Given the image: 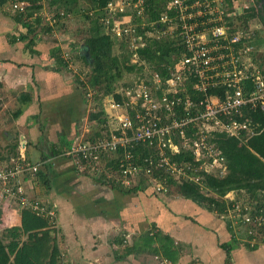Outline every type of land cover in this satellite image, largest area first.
I'll use <instances>...</instances> for the list:
<instances>
[{"label": "trees", "instance_id": "trees-1", "mask_svg": "<svg viewBox=\"0 0 264 264\" xmlns=\"http://www.w3.org/2000/svg\"><path fill=\"white\" fill-rule=\"evenodd\" d=\"M9 1L0 0V5L5 7ZM24 1L30 7L26 15L17 14V16L25 24L29 34L38 35L40 33L51 34L57 32L61 26L67 27V22L77 17L83 18L86 22L83 28L77 30L79 34H86L84 43L81 45L70 40L67 45L69 51H66V48L62 45H56L52 49L51 57L56 61L60 71L61 69L70 70V66H72L70 64L71 61L67 59L68 57L70 58V55L75 57V59L83 61L89 68L86 74L87 80L77 76L76 81L82 93L86 96L91 92L96 102L99 103L104 99L109 103L108 98H112L116 103L124 106L125 102L129 101V98L120 92V88L122 90L132 87L136 88L138 85L128 86L126 84L120 86L118 83L124 79L125 74L131 73H140L142 76L140 80L145 79V76H143L144 73L150 70L154 71V74H149L143 82L145 91L150 92L153 97L166 95L170 100L176 101L177 104L174 108V113L178 119L181 116H185V109L188 103H193L194 105L191 110H188L189 114H197V106L207 97V93L200 92L195 88L198 80L195 76L194 69H191V72H189L188 68L184 67L181 63L189 55L185 43L178 36L177 30H171L168 23L161 21V18L166 13H171L169 6L170 0H146L143 5L145 7L143 16L139 15L138 12L126 8L122 13H117L115 18L110 20L109 23H106V21L103 22L102 20L107 16L108 5L117 0ZM233 4V0H227L225 7V12L230 21V27L233 33H236L237 30H244L247 33L249 28L255 26V21V24L258 22L261 28H263L262 31L257 30V37L254 39L255 42L252 41L253 37L249 36L246 37L245 41H242L241 46L251 42H253L251 43L252 45H257L258 47L264 46V36H262L264 34V11L261 8L260 0H252L251 6L246 9L244 14L241 13L235 16L230 15L234 11ZM45 10L49 12L47 18L44 13ZM25 17L28 20H25ZM117 17L125 20L124 25L121 27H137L133 35L139 34L143 37V41H141V45L137 49L132 50L131 48V33L127 34L125 41H123L113 32L115 28L114 20ZM48 18L49 20L45 21ZM143 23L145 24L144 27L142 25ZM235 26H238V28H235ZM174 27L177 28V25H174ZM38 31L39 33H37ZM150 32H155L156 35H149ZM35 38L29 42L30 46L37 44ZM117 46H119L121 56L115 54ZM82 47L85 50V55L81 54ZM136 54L139 56L140 61L133 64L132 57ZM260 54L254 57V63L264 76V54L262 53V56ZM156 75L160 77L161 83H157ZM179 76L181 79L176 82L175 87L171 88L167 85L169 80L178 79ZM141 82L139 81L137 83L139 84ZM255 85L254 78L244 82L247 93H251L255 89ZM222 91L224 90L218 91L211 89L208 92L210 95L217 93L222 98H225L223 96L224 92ZM100 104L97 112L92 113L90 116L92 121L98 122L100 131L95 132L96 134L94 133L95 135L90 137L89 140H84L85 142H91L93 145L99 140L105 139V137L110 138L113 136L112 132L109 131L111 128L110 120L108 119L109 116L107 113L105 114L102 102ZM138 108L145 112V109L141 108V104L138 105ZM130 112L135 113L132 110ZM158 115L163 117L166 122L171 118L169 112L166 116L160 112H158ZM243 117L244 120L246 119L251 122V127L254 130L252 134L246 135L243 133L240 138L221 134L215 138H211L210 144L225 159V163L227 164V169L224 174H221V168L215 170L210 169L212 159L206 165V169L199 170V167L202 165V160H197L192 149L185 150L179 155H170L172 162L179 167L185 168V170L191 165L192 169H188L187 177L176 180L173 175L167 172L166 168L159 167L155 160L152 173L155 178L160 179L168 188L175 187L178 195L185 200L201 204L207 211L218 215L220 218L225 217V219H228V215L235 210L234 204L245 199V202L250 203V208L253 207L252 214L255 218L260 217L262 221V225L258 229L260 231L257 232L258 237L249 235L248 238L250 240L257 239V241H264V111L259 106H250L244 109ZM235 118L237 120L241 119L239 117ZM192 132L193 130L188 129L189 136H191ZM118 134L119 132L116 133V135ZM75 140L76 138H71V140L66 139L64 146L54 152L53 156H60L62 153L71 150L76 144ZM131 151L134 154V163L138 165H143L144 157H148L149 155L153 159H158L156 149L151 151L143 145L134 146ZM15 157L16 155L13 156V159ZM48 158V156L45 157L38 173L46 189L51 190V185L54 184L55 168L52 162H47L46 159ZM74 158L76 159L78 167L83 172L80 174L89 176L90 169L89 167L87 169L85 168L86 164L83 156L79 154V156L76 155ZM121 159L122 151L112 157L104 153L99 159V162H101L100 167L108 171L111 169V171L119 170ZM11 163H7L9 164L8 166ZM81 166L84 168H81ZM145 172H141L140 179L129 188L124 187L121 183H116L112 180L108 181L106 176L98 177L99 179L97 181L103 185L110 186L116 193L122 195V199H125L127 196L143 194L148 190L145 186L152 181L147 175L148 173ZM30 177L35 178L37 175L27 176L25 179L23 177L22 182L24 187L27 179L29 180ZM25 191L26 195L30 198L26 187ZM229 193H235L236 197L234 199L227 197ZM243 196L247 198H241ZM30 199L35 200L33 198ZM44 203L50 208L49 203ZM5 204L7 203L0 202V264H62L57 235L59 232L57 227L58 219H56L55 224H51L48 220L26 209H19L22 217L21 224L10 226L5 224ZM230 223L228 225L231 228ZM155 224L152 225L153 232H146L147 236H145L146 234L143 235L145 238L148 237V240H144L143 236L139 240H144L145 243L149 240L155 241V245L153 244L152 247L146 249H150V252L153 254L164 256L165 245L163 241L155 239L156 236L161 235L169 243L167 244L168 247L174 251L179 259L182 254V248L179 244H176L172 237L165 235L161 231H157V223ZM252 226L250 225L249 228L252 229ZM257 228H254V230H257ZM230 231L233 234V239L230 243L223 245L227 253L228 264H231V253L239 243L245 244L253 250H256L260 246L257 244L252 247L251 243L245 242L244 233H238L235 228H231ZM121 242L122 245L125 244L123 240ZM131 247L128 248L127 256L133 253H142L143 251H140V249H145L144 246L139 247L138 244ZM165 258L174 263L178 262V259L174 261L170 259L171 257ZM68 262L71 263L70 261Z\"/></svg>", "mask_w": 264, "mask_h": 264}, {"label": "crops", "instance_id": "crops-1", "mask_svg": "<svg viewBox=\"0 0 264 264\" xmlns=\"http://www.w3.org/2000/svg\"><path fill=\"white\" fill-rule=\"evenodd\" d=\"M54 33L48 34L50 41L56 40ZM32 39L10 4L0 5V159L11 163L20 144L26 143L32 164L41 167L46 156L54 164L51 190L39 173L27 179L25 187L30 198L49 203L55 211L61 253L72 264H125L133 258L126 254L131 247L127 239L137 244L157 223V231L184 245L179 263L228 264L223 248L233 239L228 220L181 196L164 200L147 190L122 199L110 186L89 178L92 173L80 174L67 152L53 157L66 139L89 140L82 139L81 128L87 132L85 121L96 122L90 116L97 109L90 112L92 93H82L72 67L58 69L51 57L53 46L42 50L37 38L40 45L30 46ZM5 209V224L20 225L18 205L5 204ZM231 255V264H264L262 246L253 250L239 243Z\"/></svg>", "mask_w": 264, "mask_h": 264}, {"label": "built area", "instance_id": "built-area-1", "mask_svg": "<svg viewBox=\"0 0 264 264\" xmlns=\"http://www.w3.org/2000/svg\"><path fill=\"white\" fill-rule=\"evenodd\" d=\"M226 1L170 0L171 13L168 12L161 18L163 23H168L170 27H173V31L177 30L178 36L185 43L189 55L181 63L188 68L189 72L194 69L198 80L195 88L208 94L205 100L197 106V114H189L188 110H191L194 105L188 103L185 116L178 119L174 113L177 103L166 95L153 97L150 92L145 91L144 86L142 90L139 87L123 89L122 93L129 98L124 106L114 100H111L112 104L109 101L111 114L108 115V119L115 121L117 125L116 128L109 129L113 136L105 137L95 145L91 142L78 141L71 150L67 151V155L74 157L81 154L85 160V168L89 167L90 173L95 177L106 176L108 181L121 183L127 188L136 184L140 179L141 172L146 171L145 173H148L151 181L158 184V190L166 192L168 186L153 176L154 160L157 161L159 167L166 168L167 172L179 180L187 177V172L192 167L190 165L187 170L179 167L172 162L170 155H179L188 149H192L198 161L202 160L199 170L206 169V165L212 159L210 169L221 168V174H224L227 164L210 144L211 138L221 134L236 138L242 137L243 133L252 134L254 130L251 127V122L243 119L244 109L250 106H259L264 111V76L254 63V57L257 54H264V46L258 47L251 44L255 42L257 30L262 31L263 28L254 26L249 28L247 33L244 30H237L236 33H233L225 12ZM117 2L122 3L119 9ZM145 2L146 0L113 1L108 5L107 16L104 17L106 19L102 21L109 23L117 13H122L126 8L143 16ZM251 2L252 0H233L234 11L230 15L244 14L246 9L251 6ZM241 3L245 6H241ZM9 4L11 9L20 15H26L30 7L24 0H10ZM108 17L112 18L107 19ZM25 20L28 19L25 17ZM124 23L123 19L120 25L122 26ZM174 25H177V28ZM131 30L133 27H120L119 31L116 27L113 32L123 40L127 34H133L134 31ZM249 36L253 37V42L241 46L242 41H245ZM138 42L132 43V50L137 49L135 46ZM251 78H254L256 82L255 89L251 93H247L244 82ZM180 79V76L178 79H171L167 85L173 88ZM156 81L161 83L158 75H156ZM211 89L224 90L222 92H224L225 98L217 93L210 95L208 91ZM139 103L145 112L139 110ZM129 108L135 113L130 112ZM158 112L165 116L169 112L170 120L166 122L163 117L158 115ZM235 117L243 120H237ZM188 129L193 130L191 136L188 135ZM118 132L119 134L116 135ZM137 145H143L151 151L156 149L158 159H153L149 155L144 157L143 165L135 164L131 149ZM26 151L27 144H20L16 157L11 161L12 167L8 166L9 164H4L0 159V202L18 205L20 209H26L43 217L51 224H55L58 219L55 211L48 208L42 200H32L26 195L22 178L35 176L40 168V165H33L29 161ZM120 151H122V159L119 170L101 169L99 159L102 154L105 153L112 157ZM82 168L84 167L82 166ZM249 213L248 209L244 216ZM234 214L237 212L235 211ZM237 216H240L238 217L239 223L233 224L230 221L236 231H241L240 228L237 229V225L239 227L245 225L246 229L250 225H256L258 228L262 225L260 217H256L251 224H248L251 222L250 217L245 221L242 212ZM236 217L232 219H236ZM255 231L251 229L247 234L244 233L245 242L251 243L252 247L256 246L258 241L257 239L250 240L248 236H257ZM61 258L62 264H72L68 262L66 254L61 253Z\"/></svg>", "mask_w": 264, "mask_h": 264}, {"label": "rangeland", "instance_id": "rangeland-1", "mask_svg": "<svg viewBox=\"0 0 264 264\" xmlns=\"http://www.w3.org/2000/svg\"><path fill=\"white\" fill-rule=\"evenodd\" d=\"M119 1H122V0H119ZM250 3V2H249ZM241 6H245V4H240ZM260 5H261V8H262V10L264 11V7H263V4H262V2H261V0H260ZM120 6H122V3L121 2H117V7H118V9H119V7ZM44 13H45V15H46V18L49 16V12L47 11V10H45L44 11ZM43 13V14H44ZM113 17V16H112ZM112 17H108L107 19H109V18H112ZM49 18H51V17H49ZM114 18H115V16H114ZM103 19H106V18H103ZM70 21V20H69ZM67 22V27H63V26H61V28H59V31H57V32H55L54 34H55V38H56V40H52V41H50L51 39V37H49L48 36V34H42V33H40V34H36V35H33V37H36L39 41H41V48H42V50L43 49H46V47L47 48H50V47H54V46H56V45H62L63 47H65L66 48V51H69L68 49L69 48H67V45H68V43H69V41L70 40H72V41H75V42H77V43H80L81 45L84 43V39H85V35L86 34H84V33H82V34H79L78 32H77V30L79 29V28H83L84 27V24L86 23L84 20H83V18H81V17H77V18H73V20L72 21H70V22ZM123 21V18H119V17H117L115 20H114V27L116 28L117 27V29H118V31L120 30V27H121V25H120V23ZM256 22V21H255ZM255 22H254V25L256 26V27H258V28H261V25H259L260 23H256L255 24ZM262 23V22H261ZM143 25V27H144V23L142 24ZM170 27V26H169ZM170 29L172 30L173 29V27H170ZM137 30V27L135 28V27H133V30H131V31H134L133 32V34L135 33V31ZM37 33H39V31L37 32ZM131 35V37H130V42L131 43H134L135 41H139V43H137L136 44V48L138 47V46H140L141 45V41H143V37L141 36V35H139V34H136V35ZM123 35V34H122ZM149 35H156V33L155 32H150L149 33ZM159 35V34H158ZM119 38H121V37H119ZM123 41H125V38H123ZM39 43V42H38ZM61 43V44H60ZM39 45H40V43H39ZM38 44H37V46L36 47H38L39 46ZM132 48V47H131ZM115 54L116 55H119V56H121L120 54H121V52H120V50H119V46H117L116 47V49H115ZM260 56H262V54H260ZM67 59H70V64L72 65L71 67H72V71H74V72H76V75L78 76V77H80V78H82V79H86V74L88 73V71H89V68H88V66H86V64L83 62V61H80V60H78V59H75V57H72L71 55H70V58L68 57ZM140 61V58H139V56H136V55H133V57H132V63L134 64V63H137V62H139ZM69 70V69H68ZM149 74H154V71H152V70H150V71H147V72H145L144 73V75L143 76H145V79L148 77V75ZM142 78V76H141V74L139 73V74H137V73H131V74H125V77H124V79L120 82V83H118L120 86H122V85H128V86H130V85H138V87L142 90V88H143V86H144V84H143V82L145 81V79H142V80H140ZM87 80V79H86ZM139 81H142L141 83H137V82H139ZM140 90V91H141ZM123 90H122V88H120V92H122ZM109 99V98H108ZM93 104H92V107H90L89 109H90V112H92L93 111V108H95V109H99V107H100V102H102V107H103V109H104V111H105V114L107 113V115H110L111 113H110V110H107V108H110V105H109V103H107V101H105L104 99H103V101H100L99 103L98 102H96L95 100H94V98H93ZM109 101H110V99H109ZM110 103L112 104V102L110 101ZM109 113V114H108ZM96 122H92V123H90V122H86L85 121V123H84V127H86V129L88 130L87 132H82L83 130H82V128H81V133H83V137H82V139H85L86 137L88 138V137H92V136H94L96 133H97V131L99 132L100 131V126L99 125H97V124H95ZM110 123H111V127L112 128H116L117 127V125H116V123H115V121H113V120H110ZM85 129V130H86ZM96 132V133H95ZM85 133V134H84ZM95 133V134H94ZM22 145V144H21ZM19 150V149H18ZM27 151H29L28 150V148H27ZM27 151H26V153H27ZM62 156V155H61ZM54 158L55 157H58V156H53ZM52 157V158H53ZM78 167V166H77ZM81 168H82V166H81ZM82 172V171H81ZM91 174V173H90ZM87 177H89V176H87ZM95 177V176H94ZM89 178H93L92 177V175L89 177ZM96 178V180L97 179H99L98 177H95ZM108 186V185H107ZM145 187H147L148 188V190H150V192L151 193H153V195L155 194V195H157V197H162L164 200H166V199H172V198H179V195H178V193H177V190H176V188L175 187H171V188H168V190L166 191V192H163V191H159L158 190V184L155 182V181H153V182H150V183H148ZM227 197H230L231 199H234L235 197H236V194L234 193H229L228 195H227ZM241 198H247V197H241ZM243 201V202H242ZM241 202H238V203H235L234 204V207H235V209L236 210H233L229 215H228V219H225V217H222L224 220H228L229 222L230 221H232L233 222V224L234 223H239L238 221H239V218L238 217H240V216H237L238 214L239 215H241V212H242V217L244 218V220L246 221V219H248L249 217L251 218V222L250 223H248V224H251L252 223V221H254L253 219L255 218V216L252 214V208H250V203H247V202H245V199L244 200H242ZM249 206V207H248ZM249 208V214L247 215V216H244V214H246V210ZM150 209H151V207H150ZM237 212V214H234V212ZM237 216V217H236ZM234 217H236V219H232V218H234ZM237 227V229H241V231L240 230H237V232H241V233H245V234H247V232L249 231V230H251L250 228H249V226L247 227V229H246V226L245 225H241V227H239V225H237L236 226ZM261 227V226H260ZM263 227V226H262ZM254 228H257V226L256 225H253L252 226V229H254ZM1 229V228H0ZM257 229H260V228H257ZM260 230H256L255 232L257 233V232H259ZM146 233H144L143 235H145ZM142 235V236H143ZM145 236H147V234L145 235ZM115 237V236H114ZM264 238V237H263ZM143 239L144 240H148V237H144L143 236ZM155 239L156 240H159V241H163V243H164V248H165V252H163V254H164V256L165 257H171L170 259H172V260H174V261H176L177 259H178V257L175 255V253H174V251H172L169 247H168V245L167 244H169L166 240H164V238H162V236L161 235H158V236H156L155 237ZM128 241H130L129 243L127 242V246L129 247V246H132L133 245V243H134V240H133V238H131L130 240L129 239H127ZM144 240H139L138 242H137V244L139 245V247H141V246H144V248L146 249V248H149V247H152L153 246V244L155 245V241H146V243L144 242ZM257 244H259L260 246H262L263 248H264V241H258V243ZM125 246L124 247H126V244H124ZM245 245V244H244ZM179 246H184L183 244H181L180 245V243H179ZM60 247V246H59ZM168 248V249H167ZM60 249V248H59ZM182 250V249H181ZM133 255V258H131V257H129V260H127L126 262H125V264H183V263H179V262H177V263H174V262H171V261H169V260H167V258H165L164 256H161V255H157V254H153L152 252H150L149 250H145V251H143V253H141V254H139V255H136V254H132ZM126 258H128V257H126ZM102 261V260H101ZM117 261V260H116ZM118 262V261H117ZM195 263H197V264H199V262H194L193 264H195ZM108 264H112V262L111 261H109V263Z\"/></svg>", "mask_w": 264, "mask_h": 264}, {"label": "water", "instance_id": "water-1", "mask_svg": "<svg viewBox=\"0 0 264 264\" xmlns=\"http://www.w3.org/2000/svg\"><path fill=\"white\" fill-rule=\"evenodd\" d=\"M261 2H262V4H263V7H264V0H261ZM81 54H84L85 55V50H84V48L82 47V49H81Z\"/></svg>", "mask_w": 264, "mask_h": 264}, {"label": "clouds", "instance_id": "clouds-1", "mask_svg": "<svg viewBox=\"0 0 264 264\" xmlns=\"http://www.w3.org/2000/svg\"><path fill=\"white\" fill-rule=\"evenodd\" d=\"M109 99H110V101L113 100L112 98H109ZM107 109L110 110V108H107Z\"/></svg>", "mask_w": 264, "mask_h": 264}]
</instances>
